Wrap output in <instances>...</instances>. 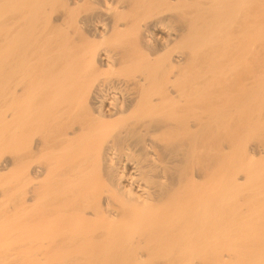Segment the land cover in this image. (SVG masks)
I'll list each match as a JSON object with an SVG mask.
<instances>
[{"label":"bare ground","instance_id":"1","mask_svg":"<svg viewBox=\"0 0 264 264\" xmlns=\"http://www.w3.org/2000/svg\"><path fill=\"white\" fill-rule=\"evenodd\" d=\"M0 264H264V0H0Z\"/></svg>","mask_w":264,"mask_h":264}]
</instances>
